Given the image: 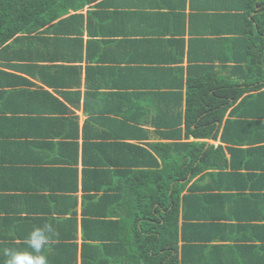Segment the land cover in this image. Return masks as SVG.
Returning a JSON list of instances; mask_svg holds the SVG:
<instances>
[{
  "label": "trees",
  "instance_id": "1",
  "mask_svg": "<svg viewBox=\"0 0 264 264\" xmlns=\"http://www.w3.org/2000/svg\"><path fill=\"white\" fill-rule=\"evenodd\" d=\"M187 6L190 18L197 16V28L193 20L188 25L184 22ZM113 46L120 48L110 59L125 67L116 69L117 73L133 81L116 98L119 110L99 111L103 128L97 127L90 135L92 142L81 146L86 163L81 176L82 212L86 213L82 219L96 223L95 234L83 226V246L96 247L93 253L101 256L89 263L84 257L82 264H217L216 255L199 263L192 257L201 245L194 243L195 232L188 228L195 226L192 220L181 216H190L196 200L203 204L193 190L200 183L193 182L194 175L219 166L224 154L221 148H210L200 156L204 142L198 138L210 136L215 121L223 128L222 139L249 144L240 147L244 160L261 170L249 176L234 171L242 181L229 184L264 190V0H0V87L32 84L22 75L26 73L51 87L64 85L63 77L72 74L79 83L80 61L86 57L93 62L88 65L86 83L98 90L103 85L95 79L98 65L94 64L103 58L94 56L93 48ZM140 51L146 56H140ZM75 94L80 98L79 91ZM74 130L78 134L77 125ZM152 133L157 141L150 140ZM79 147L76 139L61 159L73 165L68 163L66 168L72 182L70 190L62 192L67 195L59 212L78 203ZM33 162L20 166L30 168L33 175L32 167L40 163ZM12 170L0 167L1 262L3 250L18 245L17 233L8 236L3 223L8 220L3 221L1 214L24 212L9 206L6 199L23 203L22 185L30 180H19ZM8 189L17 190L2 193ZM252 194L264 196L261 191ZM76 211L66 220L75 226ZM201 227L221 240H225L223 234L244 233L238 229L243 224L216 221ZM97 238L104 243H94ZM54 242L52 250L59 248L55 259L62 260L57 264H77L76 240ZM236 244L227 241L224 246L232 249ZM241 244L237 247L244 248ZM245 247L250 249V264H264V246Z\"/></svg>",
  "mask_w": 264,
  "mask_h": 264
},
{
  "label": "crops",
  "instance_id": "2",
  "mask_svg": "<svg viewBox=\"0 0 264 264\" xmlns=\"http://www.w3.org/2000/svg\"><path fill=\"white\" fill-rule=\"evenodd\" d=\"M195 4L200 5L202 2L196 1ZM189 12L190 9L187 6L184 22L188 25L193 20V25L197 28V16L195 19H191ZM185 37L188 38V35ZM208 37L210 40L211 35ZM84 38L86 40L88 36L85 34ZM109 48L107 47L103 50L93 48L92 51V54L97 58L100 56L103 58V61H100V63L95 62L94 64L98 65L95 66L97 73V75L94 73L95 79L103 85L98 90L96 88L94 91V88L86 83L88 65L93 63L88 62L86 57L80 61L82 71L79 83L75 82L77 81L76 77L72 74L70 77H63L64 85L51 87L26 73L22 75L30 79L32 84H20L15 88H12V85L4 86V88L0 87V167L4 165L13 167L14 170L12 171L17 173L15 175L20 177L19 180L22 177L30 179L29 183L22 185L25 186V189L22 188L25 191L20 192L22 198H24L23 203L12 197L11 199H6L9 206L19 208L24 212L16 211V213L1 214L3 221L5 219L8 220L3 222L9 231L8 236L10 237L17 233V236L14 237V241L18 244L15 247L16 249H27L28 246L25 243L26 237L33 227H43L45 224H50L55 233L51 235V243L55 240L59 241L60 238L70 239L72 243L75 240L77 241V264H82L84 257L88 263L90 260L96 261V254L93 253L96 247L89 245V248L86 246L84 248L83 246V226L87 229V232L92 231V234H95L94 227H96V223L93 221L94 219H82L86 216V213L82 212L81 176L82 168L84 165L86 166V163L83 164L82 162L81 146L84 144V141L92 142L90 135H94L97 127L103 128L102 124L104 120L103 122L100 120L103 118L99 116V111L104 108H107L108 111H110V108H117L119 110L120 105H118L116 98L122 96V92L126 93V90L129 88L128 85L133 81L129 78L125 79L117 73L116 69L123 68L124 63H116L110 59V56L114 57L115 53H117L116 48L119 49L120 47L113 46L110 50ZM129 53L132 54V50ZM144 54V52L140 51V56H144ZM184 64H186V61H184ZM66 84L70 85L67 86ZM71 84L76 85L73 86ZM109 85L110 88H108ZM75 91L81 93L80 98L75 94ZM105 92L107 93L105 94ZM118 93L121 94L118 95ZM111 95L115 96L111 97ZM57 99L63 102L64 105L56 102ZM88 122L89 125L86 130L88 133L85 135L84 126L86 127ZM213 123L215 127L212 134L208 137L198 138V140L204 142L200 156L205 151H209L210 148L216 151H219V148H221L220 150L224 154L220 157L219 166L214 169H206L194 175L193 182L198 181L200 183L195 185V189L193 190L195 194H200L199 196L202 199H199V201L203 204H200L196 200L195 207L191 210L190 216L187 218L181 216V219H191L195 225L188 228H191L192 232H195L194 243L201 245L200 249H197L192 254V257L194 256L198 260V263L203 262L205 258L211 261L216 255L219 256L217 264L223 262L225 264H236V261H240V264H250L249 262H252L249 259V254H251L250 249L245 246L248 244L249 246L258 245L260 248L264 246L262 237L264 235V196L260 198L254 197L252 193L256 191L264 192V190L260 187L256 189L248 188L238 183L239 186L237 187L236 185L229 184V181L236 179L242 181V177L240 175L235 176L236 173L234 174V171H239L244 175L250 172H255V174L260 173L261 170L252 168L248 164V161L244 160V150L240 147L244 148L249 144L238 143L233 140L225 141L221 138L223 128L219 127V122L215 121ZM76 125L78 127V134L74 130ZM148 128L153 131L154 127L148 126ZM217 130H219V133L215 136ZM153 134H151L150 140L157 141L158 138ZM76 139L80 144L77 159L79 185L76 195L78 196V203L77 206L69 211L59 212V208L64 203L67 195L62 194V192L65 189L70 190L69 186L70 182H72L67 177L66 168L73 165L69 163L70 160L66 162L61 159H65V153H67L69 146ZM229 147L240 148L241 150H234ZM212 154L216 155L218 153ZM217 159L219 161V158ZM31 160L40 162L39 164L35 163L36 167H32L36 169L33 175L29 173L30 168L20 166L22 163H27L31 166L29 164ZM234 163L241 166H238L239 168L234 167ZM222 165H225V167H221ZM214 178L216 179L215 183ZM8 190L2 193L13 194L17 189ZM244 194H247L246 197H244ZM233 203L239 204V206L236 205L234 207L235 204ZM73 210H77L76 226L73 221H66L72 216ZM216 221L234 225L243 224L244 228L238 227V229L240 228L244 233L239 230L234 237L231 234H223V239L225 240H221L218 237L212 238L210 237L211 233L205 227H201V225L204 223L211 225ZM129 229L133 231V227ZM73 235L74 238L72 239L71 236ZM5 241L10 240L5 239ZM227 241H230L231 245L237 243V246L244 243V248L236 246L229 249L227 246H224V243ZM94 243L104 242L101 238H97ZM181 243L182 241L179 242V244ZM214 245H223L224 247L216 250L213 248ZM52 247H47L45 255L47 256L48 264H57L58 261H56L54 253L57 254L59 248L55 246L57 248L56 251V249L52 250ZM207 247H212L213 249ZM4 260L5 257L2 262L0 261L1 264H4Z\"/></svg>",
  "mask_w": 264,
  "mask_h": 264
},
{
  "label": "clouds",
  "instance_id": "3",
  "mask_svg": "<svg viewBox=\"0 0 264 264\" xmlns=\"http://www.w3.org/2000/svg\"><path fill=\"white\" fill-rule=\"evenodd\" d=\"M54 234L50 224L33 227L26 237L27 249L3 250L4 264H48L45 249L50 246L51 235Z\"/></svg>",
  "mask_w": 264,
  "mask_h": 264
},
{
  "label": "rangeland",
  "instance_id": "4",
  "mask_svg": "<svg viewBox=\"0 0 264 264\" xmlns=\"http://www.w3.org/2000/svg\"><path fill=\"white\" fill-rule=\"evenodd\" d=\"M88 7H85V9H84V12L86 11V9H87ZM150 131H152V130H150ZM155 137H157V135L156 134H153Z\"/></svg>",
  "mask_w": 264,
  "mask_h": 264
}]
</instances>
